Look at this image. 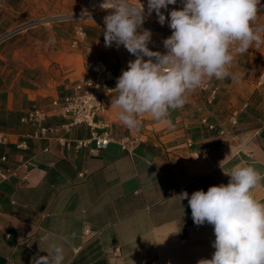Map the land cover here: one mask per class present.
<instances>
[{
  "label": "crops",
  "instance_id": "crops-1",
  "mask_svg": "<svg viewBox=\"0 0 264 264\" xmlns=\"http://www.w3.org/2000/svg\"><path fill=\"white\" fill-rule=\"evenodd\" d=\"M37 1L0 0V133L10 136L0 146L7 157L0 167L27 166L0 183V264H34L47 255L50 242L63 244V264H198L211 259L213 226L195 225L188 200L176 196L227 185L226 173L237 165L264 174V85L256 82L264 70V29L262 42L243 54L241 66L231 63L229 77L206 80L208 89L187 94L183 107L170 110L169 122L143 115L142 143L128 154L117 143L129 132L112 101L118 97L117 78L136 57L115 42L106 46L104 19L34 18ZM258 9L256 20L264 26V0ZM160 42L150 35L147 46ZM87 48L115 74L107 84L105 111L97 118L109 124L113 141L91 150L93 143L75 149L74 143L67 147L53 138H29L31 129L20 123V116L32 106L49 109L71 91L86 74ZM231 109L238 110L239 119L234 138L200 122L206 117L229 127ZM62 122L57 115L45 120L46 125ZM60 133L72 142L90 137L85 125ZM17 140L27 148H15ZM253 194L264 202V181ZM45 235L49 241L41 239Z\"/></svg>",
  "mask_w": 264,
  "mask_h": 264
},
{
  "label": "clouds",
  "instance_id": "clouds-1",
  "mask_svg": "<svg viewBox=\"0 0 264 264\" xmlns=\"http://www.w3.org/2000/svg\"><path fill=\"white\" fill-rule=\"evenodd\" d=\"M182 9H173L167 21L172 30L164 40L166 54L149 49L150 32H138L144 22L143 6L128 0H105L114 9L104 18L106 46L123 45L136 59L117 78L118 97L112 101L120 109L118 119L129 129L139 131L142 115L166 123L170 110L183 107L186 95L212 78L224 80L231 73L232 48L247 52L262 42L252 23L260 0H182ZM177 0H147L148 14L155 11L165 24L161 9ZM144 57H148L147 60ZM154 58V59H153ZM227 185L210 186L205 192L178 196L187 199L193 222L213 226L215 249L211 259L198 264H264V202L253 190L264 181V174L251 165H237L229 173ZM49 241V236L41 238ZM65 239V238H62ZM66 242V239H65ZM62 243L50 242L46 256L34 264H63Z\"/></svg>",
  "mask_w": 264,
  "mask_h": 264
},
{
  "label": "built area",
  "instance_id": "built-area-1",
  "mask_svg": "<svg viewBox=\"0 0 264 264\" xmlns=\"http://www.w3.org/2000/svg\"><path fill=\"white\" fill-rule=\"evenodd\" d=\"M91 2H93V0H89L88 3ZM140 4L143 6L144 20L151 21L163 27L166 31H170L167 22L170 19V11L173 9H182L183 7L182 0H177L176 4L168 5L167 9H161V12L166 17L165 24L161 25L158 22L155 11H153L151 15L148 14L147 0H140V2L135 5L140 6ZM72 43L76 44L77 38H74ZM84 55L86 74L73 84L68 94L64 95L61 99L52 101L49 109L32 106L20 116V123L31 129V133L28 135L29 138L34 140L53 138V140L67 147H70L71 144L74 143L75 149H80L87 146L89 143H93V148L91 150L105 149L109 143L113 141L109 124L107 122H99L97 118L105 111V96L110 91L107 84L115 78L114 71L103 59L94 55L90 48L85 50ZM256 82L258 85H264V70L259 73ZM198 88L200 90H206L209 88V84L206 81ZM214 92L215 90L211 91L212 94H214ZM52 115L61 117L63 122L60 124L46 125V118ZM139 119L142 122L140 129L146 128L144 116H140ZM226 121L229 127H226L222 120L209 121L206 117L200 120L207 130H214L220 136L234 138V130L238 127L239 123L238 110L231 109L227 114ZM77 125L87 126L90 129V137L88 139H77L74 140V142L65 140L60 132H67ZM122 126L129 133L126 136L120 137L117 143L121 149L131 154L134 149L142 143V133L134 129H129L123 123ZM97 129H101V131L98 132ZM9 141L10 136L0 133V146L9 143ZM14 146L17 149L27 148V144L24 140L15 141ZM192 156L196 158L198 157V153L193 152ZM6 159V154L0 152V161L5 162ZM20 167L26 168V163L0 167V183L7 181L11 177L17 176ZM25 176L26 173L22 177Z\"/></svg>",
  "mask_w": 264,
  "mask_h": 264
},
{
  "label": "rangeland",
  "instance_id": "rangeland-1",
  "mask_svg": "<svg viewBox=\"0 0 264 264\" xmlns=\"http://www.w3.org/2000/svg\"><path fill=\"white\" fill-rule=\"evenodd\" d=\"M89 0H39L37 1L38 8L34 7V11H36L34 18L39 17L40 15L45 18H53L55 17H62L65 15H73L77 17L84 18V21H93L96 19L102 20L107 15L112 14L114 9L110 7H102L101 5H93L88 3ZM129 3L138 4L140 0H128ZM41 11V13H40ZM46 21V20H42ZM258 21H254L252 23V27L254 29H259V35L261 36V30L264 29V26H260ZM147 30L150 32L151 36H156L162 38V42L153 43L152 47L150 48L151 51L160 52L161 54H166L167 49L164 47V40L167 39L172 34V30L166 31L163 27L156 25L151 21H145L143 24L138 28V32H143ZM256 46L253 43L250 47ZM232 54L234 56V60L232 63H237L241 66L243 60H246V56L243 54L247 53H239L235 51V46L232 48ZM148 58V57H147ZM240 71L239 68H237Z\"/></svg>",
  "mask_w": 264,
  "mask_h": 264
},
{
  "label": "bare ground",
  "instance_id": "bare-ground-1",
  "mask_svg": "<svg viewBox=\"0 0 264 264\" xmlns=\"http://www.w3.org/2000/svg\"><path fill=\"white\" fill-rule=\"evenodd\" d=\"M105 3V0H93V2H91V4L93 5H103ZM105 7H111L110 4L106 3Z\"/></svg>",
  "mask_w": 264,
  "mask_h": 264
}]
</instances>
